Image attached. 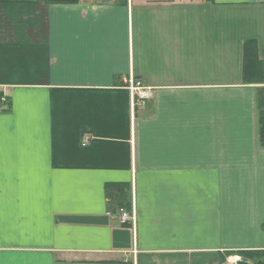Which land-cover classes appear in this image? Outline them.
I'll return each instance as SVG.
<instances>
[{
	"label": "crops",
	"instance_id": "1",
	"mask_svg": "<svg viewBox=\"0 0 264 264\" xmlns=\"http://www.w3.org/2000/svg\"><path fill=\"white\" fill-rule=\"evenodd\" d=\"M249 40L264 60V0H0V264L264 251Z\"/></svg>",
	"mask_w": 264,
	"mask_h": 264
},
{
	"label": "trees",
	"instance_id": "2",
	"mask_svg": "<svg viewBox=\"0 0 264 264\" xmlns=\"http://www.w3.org/2000/svg\"><path fill=\"white\" fill-rule=\"evenodd\" d=\"M68 0H46L49 3H60ZM76 1V0H72ZM264 60H261L258 55L257 44L253 40L246 41L243 46V71L244 78L251 79L257 77L260 81L257 83H264ZM251 82V81H248ZM258 106H259V143L264 146V86L258 87ZM121 205L130 206L129 202L120 203ZM127 206V207H129ZM264 251L261 252V254ZM230 254V253H229ZM231 254H238L235 251ZM257 263V262H256Z\"/></svg>",
	"mask_w": 264,
	"mask_h": 264
},
{
	"label": "built area",
	"instance_id": "3",
	"mask_svg": "<svg viewBox=\"0 0 264 264\" xmlns=\"http://www.w3.org/2000/svg\"><path fill=\"white\" fill-rule=\"evenodd\" d=\"M128 88L132 96V105L133 107L138 105H145L148 97L147 88L143 85L140 80L130 78L128 81ZM118 217L121 223H127L130 219H134V214L130 212L126 207L122 206L118 209Z\"/></svg>",
	"mask_w": 264,
	"mask_h": 264
},
{
	"label": "rangeland",
	"instance_id": "4",
	"mask_svg": "<svg viewBox=\"0 0 264 264\" xmlns=\"http://www.w3.org/2000/svg\"><path fill=\"white\" fill-rule=\"evenodd\" d=\"M132 213L134 214L133 210H132ZM134 219H135V215H134ZM128 222H133V219H130ZM231 252L233 253L234 251H231ZM231 252H229L230 254L228 255V260L229 261L226 260V262L224 261L223 264H228V263H231V262L235 261V260L234 261L231 260V256H235L236 254L233 255V254H231ZM236 252L237 253L240 252V255H238V256L241 259L249 260L253 264H264V253L261 254L262 251H241L240 250V251H235V253Z\"/></svg>",
	"mask_w": 264,
	"mask_h": 264
},
{
	"label": "water",
	"instance_id": "5",
	"mask_svg": "<svg viewBox=\"0 0 264 264\" xmlns=\"http://www.w3.org/2000/svg\"><path fill=\"white\" fill-rule=\"evenodd\" d=\"M228 264H253L252 262H250L249 260H245V259H237L232 263H228Z\"/></svg>",
	"mask_w": 264,
	"mask_h": 264
},
{
	"label": "bare ground",
	"instance_id": "6",
	"mask_svg": "<svg viewBox=\"0 0 264 264\" xmlns=\"http://www.w3.org/2000/svg\"><path fill=\"white\" fill-rule=\"evenodd\" d=\"M237 259V257L236 256H233V257H231V260H236Z\"/></svg>",
	"mask_w": 264,
	"mask_h": 264
}]
</instances>
